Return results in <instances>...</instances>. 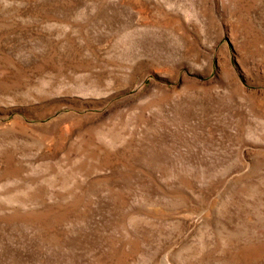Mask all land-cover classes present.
Listing matches in <instances>:
<instances>
[{
  "label": "rangeland",
  "instance_id": "obj_1",
  "mask_svg": "<svg viewBox=\"0 0 264 264\" xmlns=\"http://www.w3.org/2000/svg\"><path fill=\"white\" fill-rule=\"evenodd\" d=\"M0 264H264V0H0Z\"/></svg>",
  "mask_w": 264,
  "mask_h": 264
}]
</instances>
